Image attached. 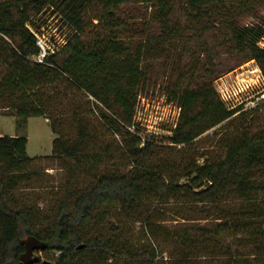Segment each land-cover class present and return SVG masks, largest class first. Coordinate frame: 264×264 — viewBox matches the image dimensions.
<instances>
[{
	"label": "trees",
	"instance_id": "16d2710c",
	"mask_svg": "<svg viewBox=\"0 0 264 264\" xmlns=\"http://www.w3.org/2000/svg\"><path fill=\"white\" fill-rule=\"evenodd\" d=\"M250 2L257 0H0V110L22 127L30 118L46 120L51 158L63 162L64 191L70 190L56 217L44 218L45 226L38 210L13 208L12 191L33 159L23 135L0 137V264H19L30 236L43 244L39 252L50 264H219L211 258L264 264V119L255 117L264 106L234 116L239 109L223 105L202 71H180L165 78L167 101L179 109L166 146L131 131L138 90L151 66L139 55L144 49L132 51L125 42L129 29L118 16L121 6L151 5L160 36L147 48L162 50L180 32L199 31L207 56L228 43L264 78V52L257 47L264 30L235 21ZM45 8L57 12L71 35L37 63L41 49L28 25ZM186 74L199 82L184 86ZM214 128L213 135L222 132L218 155L201 165L186 160ZM80 179L86 184L76 188ZM222 201L237 208H222ZM182 203L212 210L208 216L217 213L216 224L159 227L166 213L161 208L173 211ZM114 212L118 218L105 234L91 231ZM135 225L163 248L137 246L126 228ZM226 237L239 242L223 246Z\"/></svg>",
	"mask_w": 264,
	"mask_h": 264
},
{
	"label": "rangeland",
	"instance_id": "374dc122",
	"mask_svg": "<svg viewBox=\"0 0 264 264\" xmlns=\"http://www.w3.org/2000/svg\"><path fill=\"white\" fill-rule=\"evenodd\" d=\"M155 12L156 9L151 5L129 4L119 8L118 16L127 23V28L129 29L124 38L125 42L130 43L128 46L132 51L138 52L140 49H144L145 51H140L139 55L142 53L143 63L151 66L149 80L138 90L131 131H137L140 136L150 138L158 146H166L164 140L171 136L175 128L179 109L174 103L167 101L165 78L170 76L171 79H174L180 71L185 73L189 71H202V79L204 81H212L213 88L218 96L222 83L227 84L230 90V87L234 85L233 83H237L239 79L250 80L251 78H255V75H260L259 85L253 86V92L248 94V97L243 95L239 100L235 99L231 103L226 104L228 110L239 109L234 116L251 108L250 100L258 97L262 92L264 93V78L255 62L244 60L238 56L228 43L218 46L215 49L216 55L214 57L207 56L201 48L203 42L199 31L191 32L185 30L180 32L176 36V39L173 37L171 41L172 45L170 47L163 46L162 50L147 48L151 38L154 39L160 36V27L153 19ZM235 21L236 24L244 27L256 26L264 30V0H257L255 3L250 2L247 8L236 17ZM28 28L35 34L40 48L45 51L58 49L71 35L69 27L57 12L51 8L43 9L32 20V24L28 25ZM261 38H264V32ZM207 59L211 61L210 64L207 63ZM256 68L258 69L257 72L251 74L250 71H255ZM189 76V74L184 76V86L188 83L194 86L193 83L199 82L196 78L189 79ZM260 105L264 106V101ZM255 117L263 122L264 107L262 112H259L258 116L255 115ZM247 120L251 123L255 119L249 114ZM95 126L100 128L98 123H95ZM216 128H219V126ZM216 128L205 133L202 137L203 139L195 143L192 150L187 152L186 160L191 162L195 159L196 163L201 165L206 158L218 155L219 150L215 142L218 138L222 137V132L218 133L217 136L213 135V131ZM15 135H23L27 139L26 153L33 161L25 168L24 172L26 175L19 180L12 191L16 202L13 208L18 210L28 207L38 210L37 217L40 219L39 221L42 226H45L44 218L54 219L60 203L63 200H68L67 194L70 190L64 191L67 182L66 168L62 161L51 158L53 137L48 123L43 118H30L27 120L26 125L22 127L17 125L14 117L5 115L0 110V137ZM201 155L205 156L197 159ZM180 182H186L185 178H182ZM85 184V180L80 179L76 183V188H80ZM69 188H72L71 184ZM236 205L230 201H222L220 204L222 208L226 206L227 210L232 206L237 208ZM189 206L191 205L185 203L183 205L182 203L175 206L173 211L170 210L171 208L167 211L168 207L161 208L158 205L159 208L166 211L165 214L159 216V220L163 224L161 223L158 226H167L174 230L176 228H190L192 226H207L210 228L213 224H216L214 219L217 213L208 216L209 211L212 210L204 207ZM113 214L115 218L110 221L104 220L99 222V225L92 228L91 231L105 234L108 231V226L118 218L115 212ZM226 214L228 213L226 212L222 216L225 217L227 216ZM206 217H208L207 220H203ZM119 220L123 222L120 217ZM126 228L130 232L129 237L132 238L137 246L154 244L156 247L160 246L163 248L161 243L157 244V237H145L139 225ZM237 242H239L238 238L226 237L222 241V245L228 246L237 244ZM160 251L162 250L160 249ZM34 255L39 257L41 261L46 262L47 260L44 254L39 251L35 252ZM212 259L214 262L218 261L219 264L221 261H225L217 260V258H211L210 260Z\"/></svg>",
	"mask_w": 264,
	"mask_h": 264
},
{
	"label": "built area",
	"instance_id": "2783aa9c",
	"mask_svg": "<svg viewBox=\"0 0 264 264\" xmlns=\"http://www.w3.org/2000/svg\"><path fill=\"white\" fill-rule=\"evenodd\" d=\"M38 45V42H37ZM40 48V46L38 45ZM258 49L264 52V38H260L257 43ZM41 49V48H40ZM46 56V51L41 49V54L36 58L37 63H42L43 59ZM257 68L255 71H250V73L257 72ZM255 78H251L250 80L239 79L238 82L233 83V87H230V90L227 87V84L222 83L221 91L219 92V99L223 103V105L227 108L226 104L231 103L235 99L239 100L243 95L248 97V94L253 92V86L256 87L259 85L260 75H255ZM229 86V85H228ZM264 101V93L262 92L258 97L250 100L251 108H255ZM249 108V109H251ZM228 109V108H227ZM235 109V108H234Z\"/></svg>",
	"mask_w": 264,
	"mask_h": 264
},
{
	"label": "water",
	"instance_id": "95a60500",
	"mask_svg": "<svg viewBox=\"0 0 264 264\" xmlns=\"http://www.w3.org/2000/svg\"><path fill=\"white\" fill-rule=\"evenodd\" d=\"M24 252L19 256V264H50L41 261V259L34 255L35 252L43 248V244L34 237H27L23 240ZM79 246L78 249H81Z\"/></svg>",
	"mask_w": 264,
	"mask_h": 264
}]
</instances>
